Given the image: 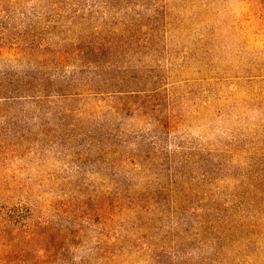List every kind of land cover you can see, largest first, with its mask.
<instances>
[{
    "label": "rangeland",
    "instance_id": "obj_1",
    "mask_svg": "<svg viewBox=\"0 0 264 264\" xmlns=\"http://www.w3.org/2000/svg\"><path fill=\"white\" fill-rule=\"evenodd\" d=\"M157 1L167 5L171 25L156 63L160 72L175 74L165 80L168 91L142 100L152 114L127 119V138L143 139L145 165L152 171L144 165L137 182L168 188L177 168L186 175L176 171V184L199 189L191 200L201 207L215 196L212 189L230 183L222 177L232 160L241 165L233 176L242 177L247 190L260 183L263 192L253 197L233 185L238 191L230 190L238 194L233 205L199 231L177 224L171 205L141 224L117 212L107 219V191L114 192L107 157H119L120 151H107V95H91L72 107L74 121L90 129L72 151L48 145L35 151L33 144L0 148V249L9 251L0 264H202L212 253L223 259V252L232 255L225 264H264V0ZM79 2L80 13L98 14L99 0ZM45 3L0 0V32L12 37L37 14L43 25L53 23L51 14L42 15ZM184 151L209 154L211 165L196 168L182 161ZM226 193H219L225 205L231 203ZM169 199L168 190L156 196ZM243 216L248 237L233 233L226 242L220 235L223 221L234 224Z\"/></svg>",
    "mask_w": 264,
    "mask_h": 264
},
{
    "label": "trees",
    "instance_id": "obj_2",
    "mask_svg": "<svg viewBox=\"0 0 264 264\" xmlns=\"http://www.w3.org/2000/svg\"><path fill=\"white\" fill-rule=\"evenodd\" d=\"M45 2L47 7L42 15L51 14L53 23L43 25L39 20L43 16L37 14L36 18L33 14L29 17L36 18L33 23H25L14 36L0 32V148L8 144L20 147L33 144L35 151L47 150V145L72 151L80 144L81 137L90 132L74 121V103L91 95L106 94L107 151H120L119 157H107V179L114 187V192L107 191V219L117 212L141 224L148 214L150 220H154L156 214L164 213L167 205H171L175 206L177 224L189 223V228L198 230L200 226L207 227L217 221V216L233 205L238 197L231 193H238L233 185L237 184L240 190L253 197L263 192L257 175H254L259 183L256 190L252 187L247 190V182L233 176V171L241 165L233 164L232 160L223 169V177L227 180L222 177L223 182L230 183L217 188L219 193L226 189L231 202L226 205L215 188L212 189L215 196L209 202L195 207L191 196L200 190L176 184L177 172L186 175L177 168L173 170L175 181L168 188L160 183L143 186L137 182L147 161L146 147L143 139L131 142L127 138V119L138 120L143 114H152L153 108H148L151 105L142 100H152L153 95L168 91L166 86L170 81L165 80L175 74L168 70L166 74L160 72V65L156 63L160 59L157 57L160 46L170 31L169 13L165 12L167 5L160 6L157 0H99L100 10L91 16L79 12V0ZM163 7L165 10L161 11ZM176 82L171 83L175 85ZM143 137L138 135V138ZM154 138L152 136L151 141L156 143ZM149 153L154 154L153 151ZM235 153L240 158L239 151L231 154ZM183 155L186 159L182 161L193 163L196 168L211 165L209 154L202 151H184ZM145 170L152 172L147 165ZM165 190L170 192L168 203L156 200L158 193ZM115 196L117 201L111 203L110 199ZM188 211L191 214L184 222L180 217ZM228 221H223L225 225L220 229L226 242L233 233L248 237V220L244 216L234 224ZM220 241V236L215 237V244ZM8 253V249L2 247L0 261ZM215 254L207 256L202 264H225L232 258L230 253L223 252L224 261Z\"/></svg>",
    "mask_w": 264,
    "mask_h": 264
}]
</instances>
